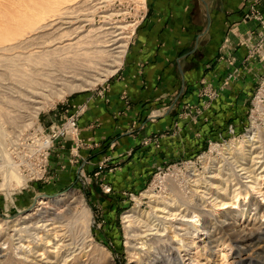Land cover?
<instances>
[{"label":"rangeland","instance_id":"374dc122","mask_svg":"<svg viewBox=\"0 0 264 264\" xmlns=\"http://www.w3.org/2000/svg\"><path fill=\"white\" fill-rule=\"evenodd\" d=\"M144 9L145 0H0V47L23 40L28 43L37 42L41 43L42 48H33L32 51L39 55L42 51L77 41L61 55H43L41 62L49 65L34 63V57L27 60L25 56L30 51L28 48L0 53V154L5 152L11 141H18L29 131L39 127L40 123L44 124L43 117H47L52 108L63 105L66 99L76 94L97 91L106 83L111 76L86 90H75L50 105L44 104L45 107L39 111L36 123L32 126H23L29 121L34 107L41 105L31 101L34 98L32 94L34 91H40L37 84L46 79L45 74L51 72L50 69L69 66L80 69L89 65L90 61H101L102 70L110 69L105 65L111 63L109 58L104 54L103 58L99 56L100 53L91 52L105 48L100 46L98 38L100 33L114 24L126 26L123 35H131ZM66 21L71 22L62 24L59 31L49 27L39 29L47 23L59 25ZM255 35L248 53L251 59L252 88L245 104L246 110L238 124L227 122L216 138L209 139L204 149L196 155L190 158H176L156 166L140 189L134 192L122 191L119 196L114 195L115 198L102 196L112 194V189L108 183L103 182L100 174L93 176L94 172L91 174L83 170L79 171L76 183L52 184L45 180L48 176L46 172L44 179L29 182L24 188L12 181L6 186L2 184L0 224L5 218L12 216V219H15L23 216L25 211H31L39 197L51 199L75 191L82 196L84 205L68 203L70 205L50 209L47 207L43 210H47V214L52 217H61L63 225L60 228L61 241L64 244H71L73 247L71 257L76 256L77 264H84V261L89 259L91 264H167V257H171L172 262L177 260L179 264H264V238L260 242H250V233L254 230L262 232L264 228V173L256 188L246 185L248 189L246 196L244 193L239 194L233 199V204L214 207L211 206L209 195L191 186L193 183L189 182L191 172L188 167L194 165L198 169L196 173L210 176L216 173L211 170H217L220 165V170L235 165L234 159L229 158L230 155L219 153L217 148H222L226 143L234 145L238 142L244 149L249 148L250 144L245 141V134L252 127L260 132L254 145L261 146L258 151H264V27ZM55 37V41L59 40L58 37H63L61 39L64 40L62 43L50 45L48 41ZM126 40L129 41L130 38ZM105 58L107 62L103 61ZM48 59L52 60L53 66L47 62ZM236 73L235 70L229 73L227 75L229 80H232ZM225 85L215 87L213 83L205 82L199 90L203 104L196 112L200 113L216 100ZM52 124L59 123L50 125ZM155 144H158L157 141ZM263 154L261 152L260 155ZM202 155L207 159L206 168ZM105 158L106 170L109 171L108 168L114 170L116 166L110 164L109 157ZM263 159L261 158V161ZM219 160L223 161L218 162ZM223 163L225 164L222 166ZM226 173L229 172L226 170ZM219 176L214 179H220ZM6 178L8 177L4 174L0 181L4 182ZM92 185H98L101 192L94 190L92 194L90 192ZM174 186L180 189L184 187L187 191L185 196H192L201 204L202 215L196 213L195 217L190 218L180 215L163 216L160 212H154L152 222L157 224L156 227L160 229L158 232H155L153 226L152 230L146 231L143 222L139 220H134L127 226L123 214L136 206L135 197L140 200L137 205L141 211H150V200L143 196L142 192L151 189L166 196L164 193L166 187ZM201 200H205V203L202 204ZM33 217L31 219L33 222L38 220L36 215ZM31 220L30 223H33ZM3 237L7 238L4 234L1 238ZM16 255L15 251L10 249H0V264L19 263ZM67 263L68 261L64 264Z\"/></svg>","mask_w":264,"mask_h":264},{"label":"crops","instance_id":"0c3cea01","mask_svg":"<svg viewBox=\"0 0 264 264\" xmlns=\"http://www.w3.org/2000/svg\"><path fill=\"white\" fill-rule=\"evenodd\" d=\"M251 4L264 18L263 0H145L116 72L97 91L76 94L43 117L48 129L83 107L79 145L71 137L56 141L45 180L76 183L80 170L92 174L109 157L116 168L100 177L112 194L102 196L115 198L140 189L156 166L196 155L227 122L238 124L252 88L250 43L263 28L245 17ZM205 82L226 85L197 113Z\"/></svg>","mask_w":264,"mask_h":264},{"label":"bare ground","instance_id":"6f19581e","mask_svg":"<svg viewBox=\"0 0 264 264\" xmlns=\"http://www.w3.org/2000/svg\"><path fill=\"white\" fill-rule=\"evenodd\" d=\"M70 22L71 21L62 22L59 23V25L55 23H47L40 26L39 29H48L47 27H49V29L54 28V30L58 29L59 31L62 24ZM129 25L132 26L133 24ZM125 28L126 26L114 24L110 27L105 28L106 30L102 31L100 33L101 35L98 37L100 46L105 48L91 51L97 54L100 53L99 56L103 57L105 55L107 58H109L111 63L105 65H108L110 69L102 70L100 68L101 61H90L89 65L80 69L72 68L71 66L65 68H49L52 71L47 72L45 74L46 79L37 84V89L40 91H34L32 94L34 98H32L31 101L33 103H39L41 105L34 107L35 110L33 111L31 117L29 116V121L23 124V126H32L36 123L39 111L45 107L44 104L50 105L55 100L64 98L65 95L71 93L72 91L86 90L89 87L104 81L106 77L114 74L118 68V65H120L121 63V58L128 43V40L126 39L130 38V34L125 36L123 35V30ZM61 38L63 37H58L59 40L55 41V37L48 42L51 43L50 45H56V43H62L64 39ZM122 39H124L123 42ZM76 42L77 41L56 46L55 48H52L50 50L42 51L39 55H37L35 51L32 50L33 48H42L41 43H28L24 40L16 41L13 44H4L2 47H0V51H2L0 53L5 54V52L9 53L15 49L23 50L28 48L30 51L27 52L28 54L27 56H25L26 59L28 60L34 57V63L44 64V62H41V58L43 57V55H61L63 54L64 50L74 46ZM107 58H105L103 61H106ZM49 59L47 62L52 63V60ZM50 65L53 66L54 64L52 63ZM259 136V130L255 129V127H252V129H249V132L245 134V141L250 144L249 148L244 149V147L239 145V142L235 143L234 145H232V143H226L222 148H217L219 153L223 155H230L229 158L234 159L233 162H235V165H231L230 163V168L228 167L220 170L221 165L219 164L220 166L217 168V170H211V172L216 171L215 175L213 174L210 176H205V174L203 175V173H196L198 169L195 168L194 165L188 166L189 171L191 172L189 174V182L193 183L191 186H194L195 190L198 191V189H200L203 194L209 195V198H211L212 202L211 206L220 207L228 203L233 204V199L237 198L239 194L244 193L245 196L248 194L246 185H249L250 188H256V186L260 184L262 175L264 173V159L261 161V158H264V154L262 156L260 154L261 152L264 153V151H258V148H260L261 146L254 145L256 143V137L258 138ZM202 157L204 158V167L206 168L207 159H205L204 155H202ZM221 161L219 160L218 162ZM259 163L261 164L259 165ZM224 164L225 163H223L222 166ZM233 168H235L236 170H234ZM223 170H225V172H223ZM226 170L229 173H226ZM217 175H220V179L218 180L214 179V177H216ZM6 177H8L6 178L7 180L5 179L6 181L0 182V185L4 184L6 186L11 181L15 184L17 183L20 187L22 184L25 185V180L15 171L7 172ZM185 190L184 187L183 189H180L176 186H174L173 188L166 187V191H164L166 196L155 193L151 189L143 191L142 195L149 198L150 200L151 210L141 211L137 205L139 204L140 200L139 198L135 197L137 204L135 207L131 208L123 214L124 222L128 223L127 226H129L134 220H139L143 222V225L146 227V231L152 230L153 226L155 227V232H158L160 229L157 228L158 226L154 223V221L152 222V213L154 212H160L163 216L180 215L181 217L189 216L190 218L195 217L196 213L197 215L203 213L200 208L201 204L195 201L192 196H185V193L187 192ZM201 201L202 204L205 203V200ZM68 203H77L80 205H84L85 202L81 195L77 194L75 191H71L51 199L43 197L37 198L35 205L32 207L31 211H25V214L23 216H19L18 218L12 219V216L10 218L4 217L5 219L2 220L3 222L0 224V249L7 248L15 251L19 259V263L17 264H64L66 261H68L69 264H77L76 256L71 257L73 253V247L71 246V244H64L63 241H61L62 234L60 233V228L63 226L61 224V217H52L51 215L47 214V210H43L44 208L47 209V207H49L48 209H50L52 207H59L65 204L70 205ZM183 205L184 207L182 208L181 206ZM33 215H36V217L38 218V220H36L35 222L31 220L35 217H33ZM44 217L46 219H44ZM30 220L33 223H30ZM49 225L51 227H48ZM31 229H33V231H30ZM22 232H25L26 235H24L25 233L22 234ZM3 234L6 235L7 238H1ZM250 238L251 243L253 241L260 242L264 238V228L262 229V232L261 230L260 232H258L257 230L252 231L250 233ZM14 240H16V242L12 243V241ZM166 261L167 264H179L177 260V262H172L171 257H167ZM11 264H16V262H11ZM84 264H91L90 259L84 261Z\"/></svg>","mask_w":264,"mask_h":264},{"label":"built area","instance_id":"2783aa9c","mask_svg":"<svg viewBox=\"0 0 264 264\" xmlns=\"http://www.w3.org/2000/svg\"><path fill=\"white\" fill-rule=\"evenodd\" d=\"M245 17H252L258 20L264 27V18L254 4L249 6ZM82 111L83 107L79 106L63 122L52 124L48 129L40 125L31 132L26 133L22 138L20 137L18 141H11L6 146L5 152L0 154V163H2L0 166V178L3 179V175L9 171H15L25 180V185L21 186V188H24L29 182L44 179L50 151L55 141L71 137L76 141V148L79 145L77 121ZM105 161L106 158L97 164V170L93 173V176H98L102 170L107 168ZM108 170L110 171L112 168H108ZM81 175L85 177L84 174Z\"/></svg>","mask_w":264,"mask_h":264}]
</instances>
